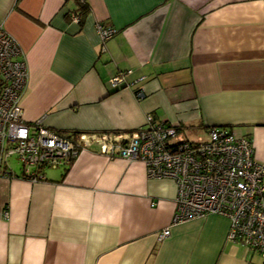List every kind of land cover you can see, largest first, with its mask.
<instances>
[{"label": "crops", "instance_id": "crops-1", "mask_svg": "<svg viewBox=\"0 0 264 264\" xmlns=\"http://www.w3.org/2000/svg\"><path fill=\"white\" fill-rule=\"evenodd\" d=\"M86 1L80 27L75 0H0V26L27 65L26 121L127 132L151 114L187 135L225 126L264 164V0ZM97 23L114 33L102 40ZM10 171L0 176V264H264L226 239L224 216L171 224L176 184L148 177L140 159L92 143L42 180Z\"/></svg>", "mask_w": 264, "mask_h": 264}, {"label": "built area", "instance_id": "built-area-1", "mask_svg": "<svg viewBox=\"0 0 264 264\" xmlns=\"http://www.w3.org/2000/svg\"><path fill=\"white\" fill-rule=\"evenodd\" d=\"M83 1V0H75ZM77 21V16L72 15ZM102 40L114 33L97 23ZM131 70L109 79L111 87L125 82ZM28 78L17 41L0 26V176L13 175L8 158L14 156L21 175L37 181L43 168L68 164L78 150L96 143L102 153L126 160L140 159L151 178H171L176 184L171 224L207 214L229 221L226 239L260 254L264 262V164L254 157L249 137L225 126H210L197 139L178 138V123L145 122L131 131L78 132L64 136L42 124L28 122L20 103ZM169 227L156 235L162 240Z\"/></svg>", "mask_w": 264, "mask_h": 264}, {"label": "trees", "instance_id": "trees-1", "mask_svg": "<svg viewBox=\"0 0 264 264\" xmlns=\"http://www.w3.org/2000/svg\"><path fill=\"white\" fill-rule=\"evenodd\" d=\"M77 3V7L74 9V11L72 12L73 14H75L77 16V23L79 24V26L81 27L84 23L85 17L88 14L89 10H90V6L87 3L86 0L83 1H76ZM123 84V83H122ZM120 86V85H118ZM113 87L114 89H118L119 87ZM121 87V86H120ZM167 123V121H165ZM210 127V126H208ZM50 128V127H49ZM52 129V128H50ZM53 131L64 135V136H74L76 135L78 132H80V130L77 129H72V130H65V129H52ZM73 160V158L70 159L69 163ZM65 169H67V167H65Z\"/></svg>", "mask_w": 264, "mask_h": 264}, {"label": "rangeland", "instance_id": "rangeland-1", "mask_svg": "<svg viewBox=\"0 0 264 264\" xmlns=\"http://www.w3.org/2000/svg\"><path fill=\"white\" fill-rule=\"evenodd\" d=\"M205 131H203L202 133H195L193 135H187V134H184V133H178V138H181V139H197V138H202L205 136ZM183 134V135H182ZM8 162L11 166L12 169L14 170H19L20 169V164L18 163L17 159L14 157V156H10L8 158Z\"/></svg>", "mask_w": 264, "mask_h": 264}]
</instances>
